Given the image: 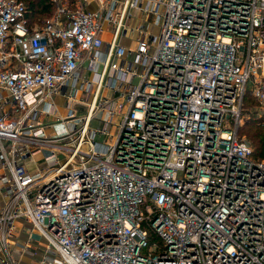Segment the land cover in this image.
<instances>
[{
  "label": "built area",
  "instance_id": "2783aa9c",
  "mask_svg": "<svg viewBox=\"0 0 264 264\" xmlns=\"http://www.w3.org/2000/svg\"><path fill=\"white\" fill-rule=\"evenodd\" d=\"M52 2L0 0V264H264V0Z\"/></svg>",
  "mask_w": 264,
  "mask_h": 264
},
{
  "label": "trees",
  "instance_id": "16d2710c",
  "mask_svg": "<svg viewBox=\"0 0 264 264\" xmlns=\"http://www.w3.org/2000/svg\"><path fill=\"white\" fill-rule=\"evenodd\" d=\"M27 6V17L30 25H40L44 22L45 18L51 16L56 8V5L52 0H23ZM246 104H251L254 99L248 92L246 95ZM248 106V105H247ZM246 106V107H247ZM245 130L248 136L251 137L254 143V156L264 159V121L247 120L241 126L240 130ZM145 226L149 228V238H158L155 230L151 229L149 222L145 223Z\"/></svg>",
  "mask_w": 264,
  "mask_h": 264
},
{
  "label": "rangeland",
  "instance_id": "374dc122",
  "mask_svg": "<svg viewBox=\"0 0 264 264\" xmlns=\"http://www.w3.org/2000/svg\"><path fill=\"white\" fill-rule=\"evenodd\" d=\"M129 35L130 34L128 33V36ZM247 88L248 89H247L245 95H248V92H249L251 94V96L253 97L254 101L250 105L246 104V102L244 101V106H243L244 110L243 111L245 112L246 115H244L242 117L243 124L247 120H249V121L250 120H257L258 122L261 120L264 121V104L259 103L257 98L254 95H252L253 86L251 85V82L248 84ZM246 97L247 96H244V100L246 99ZM59 113L62 114L63 109L60 112L58 111V113H56V114L50 113L49 115L43 116L42 121L44 123L51 122L52 120L56 119L57 116H59ZM244 131L245 130L242 127V129L240 130V134L242 136H245L252 143V145L254 147V143H253L251 137L248 136L247 132H244ZM22 234H24V233H22ZM21 239H23V238H21ZM47 255H49V257H46ZM32 258L33 259L35 258L37 260V264H63L59 255L53 250H50L47 253L46 252V246L40 244L39 240H32Z\"/></svg>",
  "mask_w": 264,
  "mask_h": 264
},
{
  "label": "crops",
  "instance_id": "0c3cea01",
  "mask_svg": "<svg viewBox=\"0 0 264 264\" xmlns=\"http://www.w3.org/2000/svg\"><path fill=\"white\" fill-rule=\"evenodd\" d=\"M127 43V42H126ZM57 101L59 103V111L63 109V112H65V106H64V99L59 96L57 98ZM43 118V117H42ZM49 132H51V127L46 126ZM43 155L42 152L38 153L36 155V158H40ZM18 236L12 240V255L17 260L19 264H37V260L32 258V246L31 248L24 246L25 243H27L28 240V233L22 234V231H17ZM23 238V239H21Z\"/></svg>",
  "mask_w": 264,
  "mask_h": 264
}]
</instances>
